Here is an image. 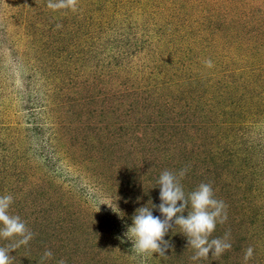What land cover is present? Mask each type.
I'll return each instance as SVG.
<instances>
[{
    "label": "rangeland",
    "instance_id": "374dc122",
    "mask_svg": "<svg viewBox=\"0 0 264 264\" xmlns=\"http://www.w3.org/2000/svg\"><path fill=\"white\" fill-rule=\"evenodd\" d=\"M48 3L0 0V196L33 233L11 264H264V0ZM165 170L226 205L220 257L175 225L132 247Z\"/></svg>",
    "mask_w": 264,
    "mask_h": 264
},
{
    "label": "clouds",
    "instance_id": "9594fccd",
    "mask_svg": "<svg viewBox=\"0 0 264 264\" xmlns=\"http://www.w3.org/2000/svg\"><path fill=\"white\" fill-rule=\"evenodd\" d=\"M77 4L78 0H56V2L49 0L47 7L52 10L70 9L75 12ZM205 65L212 67V62L206 60ZM184 174V171L179 174L167 170L162 172L157 181L160 188V204L158 206L151 204L150 208L143 206L136 210L127 233L131 234L132 247L138 254L144 256L158 253L160 256H165L169 242L164 237L173 225L181 228L188 245L195 250L193 260L208 258L210 250L212 256L220 257L231 248V244L226 239H210L217 223H224L227 219L226 205L215 198L212 186L208 183H201L195 190L186 194L181 184ZM12 202L11 195L0 196V238L19 239L14 244L0 247V264H11L9 252L15 251L21 245H27L33 238V233L26 223L18 215L10 214ZM189 206L190 211H188ZM154 207L158 208L163 219L152 214ZM185 210L188 213L186 217L182 215ZM253 251L252 247L246 250L245 262L252 258ZM51 257L52 252L45 251L42 260ZM59 264H65V261L61 260Z\"/></svg>",
    "mask_w": 264,
    "mask_h": 264
}]
</instances>
